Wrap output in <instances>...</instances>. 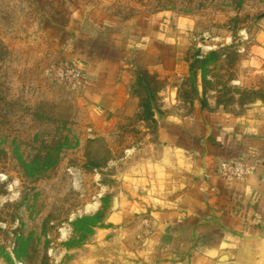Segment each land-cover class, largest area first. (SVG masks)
<instances>
[{
    "label": "rangeland",
    "instance_id": "obj_1",
    "mask_svg": "<svg viewBox=\"0 0 264 264\" xmlns=\"http://www.w3.org/2000/svg\"><path fill=\"white\" fill-rule=\"evenodd\" d=\"M151 21L188 31L190 72L123 53L139 109L101 132L87 57L118 53L103 39ZM263 48L264 0H0V264H142L136 231L151 224H114L111 213L128 167L160 150L153 109L184 114L198 101L242 114L264 104Z\"/></svg>",
    "mask_w": 264,
    "mask_h": 264
},
{
    "label": "crops",
    "instance_id": "obj_2",
    "mask_svg": "<svg viewBox=\"0 0 264 264\" xmlns=\"http://www.w3.org/2000/svg\"><path fill=\"white\" fill-rule=\"evenodd\" d=\"M180 26L151 21L127 38L113 32L103 41L118 53L87 57L85 95L101 132L139 109L129 92L136 66L123 53L144 51L159 58L160 72L189 74L191 38ZM171 89L163 102L172 104ZM165 108L153 109L160 150L123 174L112 222L151 224L145 236L136 231L144 237L142 264H264V104L242 114L198 101L184 114ZM223 163L240 166L242 177L225 173Z\"/></svg>",
    "mask_w": 264,
    "mask_h": 264
},
{
    "label": "built area",
    "instance_id": "obj_3",
    "mask_svg": "<svg viewBox=\"0 0 264 264\" xmlns=\"http://www.w3.org/2000/svg\"><path fill=\"white\" fill-rule=\"evenodd\" d=\"M222 170L225 173H229L230 176L235 177V178H241L242 177V169L240 166H232L227 163L222 164Z\"/></svg>",
    "mask_w": 264,
    "mask_h": 264
},
{
    "label": "water",
    "instance_id": "obj_4",
    "mask_svg": "<svg viewBox=\"0 0 264 264\" xmlns=\"http://www.w3.org/2000/svg\"><path fill=\"white\" fill-rule=\"evenodd\" d=\"M117 203H118V199L116 198V205H117Z\"/></svg>",
    "mask_w": 264,
    "mask_h": 264
}]
</instances>
